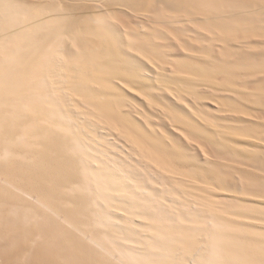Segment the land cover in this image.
<instances>
[{"label":"bare ground","instance_id":"bare-ground-1","mask_svg":"<svg viewBox=\"0 0 264 264\" xmlns=\"http://www.w3.org/2000/svg\"><path fill=\"white\" fill-rule=\"evenodd\" d=\"M0 264H264V0H0Z\"/></svg>","mask_w":264,"mask_h":264},{"label":"rangeland","instance_id":"rangeland-1","mask_svg":"<svg viewBox=\"0 0 264 264\" xmlns=\"http://www.w3.org/2000/svg\"><path fill=\"white\" fill-rule=\"evenodd\" d=\"M168 203H171V201H168ZM150 217V215L149 216H147V218H149ZM147 218H144V217H136V219L137 220H140V221H142V222H144V223H147ZM170 223H171V225H175V222H172L171 220H170ZM175 227H177V226H175Z\"/></svg>","mask_w":264,"mask_h":264}]
</instances>
